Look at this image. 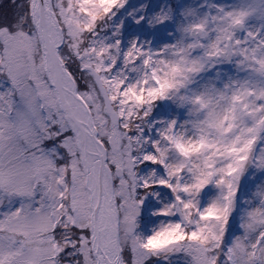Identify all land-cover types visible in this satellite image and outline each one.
Returning <instances> with one entry per match:
<instances>
[{
  "label": "snow or ice",
  "instance_id": "snow-or-ice-1",
  "mask_svg": "<svg viewBox=\"0 0 264 264\" xmlns=\"http://www.w3.org/2000/svg\"><path fill=\"white\" fill-rule=\"evenodd\" d=\"M0 264H264V0H0Z\"/></svg>",
  "mask_w": 264,
  "mask_h": 264
}]
</instances>
